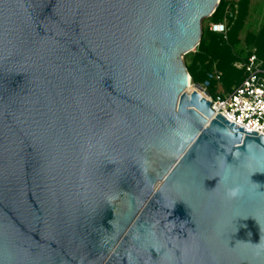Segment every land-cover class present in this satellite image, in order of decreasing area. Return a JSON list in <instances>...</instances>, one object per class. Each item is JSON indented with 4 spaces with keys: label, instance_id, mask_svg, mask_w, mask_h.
<instances>
[{
    "label": "water",
    "instance_id": "95a60500",
    "mask_svg": "<svg viewBox=\"0 0 264 264\" xmlns=\"http://www.w3.org/2000/svg\"><path fill=\"white\" fill-rule=\"evenodd\" d=\"M221 1L0 0V264H264V135L188 91Z\"/></svg>",
    "mask_w": 264,
    "mask_h": 264
},
{
    "label": "built area",
    "instance_id": "2783aa9c",
    "mask_svg": "<svg viewBox=\"0 0 264 264\" xmlns=\"http://www.w3.org/2000/svg\"><path fill=\"white\" fill-rule=\"evenodd\" d=\"M229 9L228 5L224 20L210 26L211 31L222 34L225 38H228L231 27L227 18L234 16ZM234 66L243 70L244 74L241 82L231 90L216 97L210 93L213 84L223 78V73L218 68L211 71L205 81L195 82L191 78L194 90L211 101L214 117L221 114L246 132L264 135V60L254 50L246 59L235 61Z\"/></svg>",
    "mask_w": 264,
    "mask_h": 264
},
{
    "label": "trees",
    "instance_id": "16d2710c",
    "mask_svg": "<svg viewBox=\"0 0 264 264\" xmlns=\"http://www.w3.org/2000/svg\"><path fill=\"white\" fill-rule=\"evenodd\" d=\"M250 1L241 0L237 17L235 19L231 18V27L227 39L224 35L211 30L204 32L197 51L191 54L192 64L188 66L189 72L195 82L205 81L215 66L223 73L222 82H224L228 91L234 85L241 82L244 71L237 69L234 66V62L246 59L248 56L241 58L234 54L233 47L240 41V33L244 28V20ZM228 5L227 1L222 0L211 18L215 22L224 20ZM251 40L254 43L253 51L256 50L258 57L264 60V28L258 36L252 37Z\"/></svg>",
    "mask_w": 264,
    "mask_h": 264
},
{
    "label": "rangeland",
    "instance_id": "374dc122",
    "mask_svg": "<svg viewBox=\"0 0 264 264\" xmlns=\"http://www.w3.org/2000/svg\"><path fill=\"white\" fill-rule=\"evenodd\" d=\"M225 1H227L230 6L229 11L233 12L234 14L233 17L227 18V22L230 25L231 18L235 19L238 15L239 4L241 0H225ZM214 22L215 21L212 18L205 19L204 24H203L204 32L206 30H210V26ZM263 28H264V0H251L247 8V14L245 16L244 28L240 33V41L238 44H236L233 47L234 54L240 56L241 58H246L248 54L254 49V43L251 42L252 37L258 36L262 32ZM196 51H197V48L195 49V51L185 55V62H186L187 67L192 64L191 54L195 53ZM215 68L217 67L215 66L214 69ZM191 78L193 79L192 76ZM227 91L228 90L224 82L222 81L215 82L213 86L210 88V93L215 97L217 95L224 94Z\"/></svg>",
    "mask_w": 264,
    "mask_h": 264
},
{
    "label": "clouds",
    "instance_id": "9594fccd",
    "mask_svg": "<svg viewBox=\"0 0 264 264\" xmlns=\"http://www.w3.org/2000/svg\"><path fill=\"white\" fill-rule=\"evenodd\" d=\"M238 193H239V188H230L228 190V195L230 197H235L236 195H238Z\"/></svg>",
    "mask_w": 264,
    "mask_h": 264
},
{
    "label": "bare ground",
    "instance_id": "6f19581e",
    "mask_svg": "<svg viewBox=\"0 0 264 264\" xmlns=\"http://www.w3.org/2000/svg\"><path fill=\"white\" fill-rule=\"evenodd\" d=\"M188 91L189 92H192L195 88L194 86L192 85V81H191V77L189 78V84H188Z\"/></svg>",
    "mask_w": 264,
    "mask_h": 264
}]
</instances>
